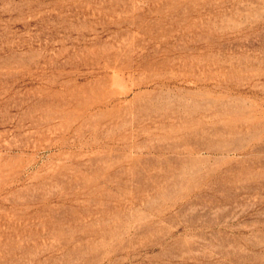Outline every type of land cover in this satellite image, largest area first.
<instances>
[{
    "label": "rangeland",
    "instance_id": "rangeland-1",
    "mask_svg": "<svg viewBox=\"0 0 264 264\" xmlns=\"http://www.w3.org/2000/svg\"><path fill=\"white\" fill-rule=\"evenodd\" d=\"M0 264H264V0H0Z\"/></svg>",
    "mask_w": 264,
    "mask_h": 264
}]
</instances>
